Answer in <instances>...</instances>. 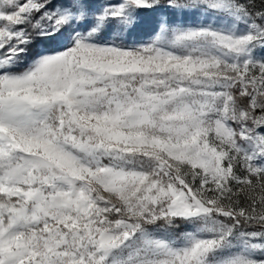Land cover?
Returning a JSON list of instances; mask_svg holds the SVG:
<instances>
[{"label": "snow or ice", "instance_id": "snow-or-ice-1", "mask_svg": "<svg viewBox=\"0 0 264 264\" xmlns=\"http://www.w3.org/2000/svg\"><path fill=\"white\" fill-rule=\"evenodd\" d=\"M0 264H264V0H0Z\"/></svg>", "mask_w": 264, "mask_h": 264}, {"label": "rangeland", "instance_id": "rangeland-1", "mask_svg": "<svg viewBox=\"0 0 264 264\" xmlns=\"http://www.w3.org/2000/svg\"><path fill=\"white\" fill-rule=\"evenodd\" d=\"M150 25L145 24L138 28L133 35L128 37L127 43L131 44L133 41H143L149 38Z\"/></svg>", "mask_w": 264, "mask_h": 264}]
</instances>
